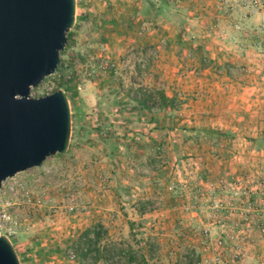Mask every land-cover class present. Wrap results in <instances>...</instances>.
<instances>
[{"label":"rangeland","instance_id":"374dc122","mask_svg":"<svg viewBox=\"0 0 264 264\" xmlns=\"http://www.w3.org/2000/svg\"><path fill=\"white\" fill-rule=\"evenodd\" d=\"M253 1L75 0V22L59 64L67 66L61 72L72 75L60 84L81 128L66 153L14 176L29 191V198H19L12 209L11 243L20 264H92L69 254L74 241L97 226L105 234L100 247H131L146 257V264H260L264 225L251 224L246 204L264 202V155L258 156L264 153V143H256L264 138V130L253 137L256 130L248 127L221 128L229 136L212 139L201 132L207 128L188 121L180 125V119L189 120L182 111L197 97L176 85L169 87L174 98L160 109H143L131 99L165 89L154 71L171 50L180 51L173 48L179 38L198 44L203 54L199 59L192 52L178 56L177 76L193 74L210 83L214 75L221 88L252 76L264 81V0H256L255 8ZM179 5L186 16L191 9L198 18L191 32L178 28ZM250 13L257 22L246 23ZM212 41L221 43V63L205 55ZM240 58H255L260 73L254 75L253 64ZM99 59L114 63L115 71L99 72ZM195 59L193 66L189 62ZM86 69L94 71L95 78L85 80ZM204 70L210 74H202ZM240 150L262 162H255L246 174L208 176L207 171L224 161H236ZM178 198L187 202L182 205L188 223H177L173 214ZM214 198L221 202L219 210L211 207ZM140 204L145 206L142 215L135 212ZM249 224L250 232L261 237L248 238ZM214 228L227 236L218 238Z\"/></svg>","mask_w":264,"mask_h":264},{"label":"water","instance_id":"95a60500","mask_svg":"<svg viewBox=\"0 0 264 264\" xmlns=\"http://www.w3.org/2000/svg\"><path fill=\"white\" fill-rule=\"evenodd\" d=\"M75 14V0H0V186L68 149L71 111L64 91L29 93L58 67ZM0 264H20L5 236Z\"/></svg>","mask_w":264,"mask_h":264},{"label":"crops","instance_id":"0c3cea01","mask_svg":"<svg viewBox=\"0 0 264 264\" xmlns=\"http://www.w3.org/2000/svg\"><path fill=\"white\" fill-rule=\"evenodd\" d=\"M212 4L214 1L211 2ZM182 5H179V8L176 11L177 15L182 18L181 23H178V28H180V32L183 30L185 31H193V26H197L198 24V18L194 16L190 11L191 9H188L187 16L184 12L185 10L182 9ZM217 7V5H216ZM190 10V11H189ZM215 9L211 8V12ZM215 17V15H212ZM246 23L250 20V22L256 20L257 22V16L248 15L246 16ZM253 23V22H252ZM187 24V25H186ZM209 24V23H208ZM200 27V26H199ZM218 27L221 29H225L223 25L220 23L218 24ZM178 33V38H179ZM257 34V33H256ZM243 39H246L243 37ZM249 40V39H248ZM259 40V37H258ZM176 43L173 45V48L177 46L180 51L171 50L172 47L170 46V53L168 55H165L163 59H160L158 64H156V69L154 73L157 75V80H162L161 87L163 91H160L163 96L165 97V100L167 103H169L170 100H172L173 93L171 92L173 88H169L170 85H176V89L180 92H188L191 95L195 94L194 96L197 97L194 101H190L187 106H189V109L187 111H182L184 116L186 118H189V120L180 119V125H182L184 122H187L192 124L194 127H204L207 129H215L219 128L222 129H230L233 131L236 126L240 127H248L250 130H256L253 132L251 136L255 137L256 135L260 134L262 130H264V81L258 80V82L255 81L252 76L251 78L247 80H242V83L240 85H227V87L221 88L220 85H218V82L213 80V76L210 77L209 82L208 80H203L202 78H195L193 74H188L186 76H177V68H181V65L178 64V56L184 54V52H192L193 55H196L199 58L203 54V51L199 50L198 52V44L191 43V41H183L181 38L175 41ZM214 42V41H212ZM215 44H211L209 49H205L206 53L205 55L208 56L211 60H214V62L221 63L223 62L222 57L225 55L223 53L222 48L219 47L221 43L214 42ZM210 48L212 51L210 52ZM182 50V51H181ZM209 50V51H207ZM177 54L174 56L173 54ZM169 54L171 57H169ZM195 57V56H194ZM162 58V57H160ZM198 59H195V61H188L189 63H193V66L196 65V61ZM237 63L239 61L234 60ZM242 62H251L253 64L252 68H254V75H257L260 73L259 68L260 64L256 62L254 59H241ZM228 62V61H227ZM231 62V60H229ZM172 63V64H171ZM192 65V64H191ZM192 66V67H193ZM210 74L209 71H203L202 74ZM155 75V76H156ZM159 85L160 83L157 82ZM249 83V86L247 85ZM155 87L154 85H152ZM158 90V88H155ZM168 106V105H165ZM162 110V109H161ZM180 114V113H179ZM183 126V125H182ZM245 138L240 139V141H243ZM245 141V140H244ZM238 156L236 161H224L225 165H221L219 167H215L209 171H207L208 176H217L218 174H238L243 173L246 174L247 172H250L249 167H253V164L255 162H262L260 159L250 158L251 153L245 152L243 150L238 151ZM244 155V158L239 156ZM263 154L258 156H263ZM240 157V158H239ZM256 160V161H255ZM231 163H235V166H231ZM228 164V166H227ZM211 178V177H210ZM175 207L173 209V214L175 215V218L177 219V223H188L187 218V212L186 207L182 205L183 203H187L183 199H179L176 201ZM258 204H254V209L251 210V214L248 215L247 218L250 219L251 224H262L264 225V202L258 199L256 201ZM245 208V207H243ZM185 210V211H184ZM136 214H138L137 210H135ZM237 213H240V211H236ZM240 216H235L234 218H240ZM248 224V223H247ZM208 226V224H206ZM246 231L248 232V238L251 239L255 235V237H261L259 234L256 236L251 231V226L245 225ZM211 229V228H208ZM215 232L217 234L218 238H224V236H227L226 233H222L220 230H216L214 228ZM216 237V238H217ZM257 244V243H256ZM255 244V245H256ZM245 248L252 249L253 245H247ZM244 248V249H245Z\"/></svg>","mask_w":264,"mask_h":264},{"label":"trees","instance_id":"16d2710c","mask_svg":"<svg viewBox=\"0 0 264 264\" xmlns=\"http://www.w3.org/2000/svg\"><path fill=\"white\" fill-rule=\"evenodd\" d=\"M162 2L167 4L168 0H162ZM138 92L140 91H137L136 94H138ZM131 99L146 110H151L154 107L160 109L166 105L165 97L160 91H146V93L140 94L139 97L133 95ZM70 111L72 120L71 140L72 138L77 137L81 127L77 124L78 118L76 115V109L72 107ZM201 132L212 139L227 138V136H229L228 132L220 129H202ZM258 142L263 144L264 138L257 139L256 143ZM136 210L139 215H142L145 212L144 204H140ZM104 235L101 226H97L92 230L84 231V233H82L73 243L74 256L81 260L89 259V262L92 264H96L97 262H100V264H138L140 261L141 264H146V257L144 255H139L138 252L131 249V247H118L114 244L109 248L106 246L100 247L99 243Z\"/></svg>","mask_w":264,"mask_h":264},{"label":"built area","instance_id":"2783aa9c","mask_svg":"<svg viewBox=\"0 0 264 264\" xmlns=\"http://www.w3.org/2000/svg\"><path fill=\"white\" fill-rule=\"evenodd\" d=\"M257 1H253V6L256 7ZM260 8V7H259ZM261 22L262 26H264V10H261ZM264 41V39H263ZM67 66L65 64L61 65L59 64L54 73L48 77H46L36 88H39V93L36 95L35 93H32L33 90L36 88H32L30 90L29 96L31 98H38L43 97L45 95L52 94L53 92L61 89L66 94V90L64 87L61 86V82L64 83L67 81H70L72 78V75L70 73H64L61 72V70L65 69ZM97 69L101 73H105L107 71H115V64L111 61H108L107 59H99L96 64ZM66 71H69L68 69ZM85 80H91L95 78L94 71L86 69L85 73H83ZM63 85V84H62ZM77 89H80V85L77 86ZM225 186V185H224ZM224 186L222 189H224ZM171 189V187H169ZM249 196V195H247ZM19 198L25 200L29 198V191H27L25 187V182L21 180H17L14 177L8 178L5 181L1 183L0 186V236H5L10 242L13 238V225H12V209L16 200H19ZM254 204L251 201L247 202V210H253ZM211 207L213 209L219 210L221 208V202L218 199H213ZM201 212V211H200ZM212 216H216L215 213L212 214ZM11 237V238H10ZM220 244V242H219ZM75 256L73 253L70 252L69 258L73 259ZM260 264H264V259L261 260Z\"/></svg>","mask_w":264,"mask_h":264}]
</instances>
